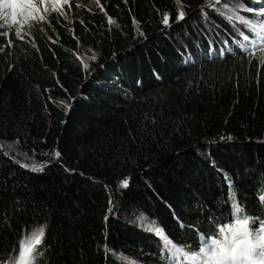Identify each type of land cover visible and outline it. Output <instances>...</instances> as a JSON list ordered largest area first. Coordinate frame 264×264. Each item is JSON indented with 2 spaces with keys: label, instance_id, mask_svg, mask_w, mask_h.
Returning <instances> with one entry per match:
<instances>
[{
  "label": "trees",
  "instance_id": "16d2710c",
  "mask_svg": "<svg viewBox=\"0 0 264 264\" xmlns=\"http://www.w3.org/2000/svg\"><path fill=\"white\" fill-rule=\"evenodd\" d=\"M209 1L100 0L70 33L49 14L0 36V264L41 226L34 264H166L137 217L196 249L228 219L229 185L264 217V50L229 18L264 17Z\"/></svg>",
  "mask_w": 264,
  "mask_h": 264
},
{
  "label": "snow or ice",
  "instance_id": "6c2138e0",
  "mask_svg": "<svg viewBox=\"0 0 264 264\" xmlns=\"http://www.w3.org/2000/svg\"><path fill=\"white\" fill-rule=\"evenodd\" d=\"M99 4V0H95ZM126 2V0H125ZM218 0H213V4ZM45 3V11H48V0H42ZM68 0H51L52 10L60 11ZM71 7V4L68 3ZM212 6V5H209ZM101 10H103L101 6ZM252 11L251 9H244ZM39 8L33 0H0V36H4L7 45L10 46L12 41L9 39L10 33L14 31L15 35L21 37V31L24 23L30 20H44L43 15H37ZM260 15H264L261 12ZM182 10L178 12L177 19H183ZM238 23L245 25L249 35H242L241 40L244 42L243 47L248 51V44H254L255 39L260 41L261 49L264 50V21L253 23L245 17L234 14L229 17ZM170 17L164 15L163 23L169 24ZM109 24L114 21L109 17ZM83 23V21H81ZM55 43V41H53ZM91 59H95L92 56ZM264 65V57L260 59ZM85 69L88 67L84 64ZM54 155L58 158L59 152ZM23 167H29L25 164ZM43 165H32L31 170H42ZM127 179L121 181L122 187H127ZM264 202V195L260 197ZM229 213L228 219L224 222L216 221L209 228L207 233H201L197 230L198 247L192 249L191 245H178L173 242L160 227L153 222L145 221L148 224V230L161 241L166 264H264V217H253L245 212L244 208L236 201L235 194L229 185ZM255 225V227H253ZM44 228L34 230L30 235L21 241L20 253L18 259L13 264H34L37 253L36 249L43 241ZM36 254V255H34Z\"/></svg>",
  "mask_w": 264,
  "mask_h": 264
},
{
  "label": "rangeland",
  "instance_id": "374dc122",
  "mask_svg": "<svg viewBox=\"0 0 264 264\" xmlns=\"http://www.w3.org/2000/svg\"><path fill=\"white\" fill-rule=\"evenodd\" d=\"M33 2L39 8V13L37 15H43L45 17V19L47 18V16L49 14H54L56 17H59V18L61 17L62 21H63L62 26L65 29V31L68 30L69 33L71 32L70 22H74L77 19L80 20L82 13L95 12V11H97V10H99L101 8L100 0H99V4H97L95 2V0H68V3L71 4V7L68 6V3H65L63 8H61V10H60V11L64 12L65 15H60V12L52 10L51 0H48V9H49L48 11H45V3H42V0H33ZM228 3H229V1L218 0L217 3L213 4V0H211V1H209L207 3L206 7L209 8V7H212V6H216L217 10L219 12H223L224 14H225L226 11H232V10L240 9V8H235V7H229V6H227ZM237 3L243 9H251L253 12H258V13L262 12V9H260V8H257L255 10L254 8L245 7L244 5L239 3L238 1H237ZM209 5H212V6H209ZM184 18H185V15H184ZM0 23H2V21H0ZM42 24H43V20H39V19L30 20L28 23H24L23 26H25V28L24 27L23 28H24V31H25V37H28V36L30 37L32 35L29 32V28H31V27L40 28V27H42ZM75 55L77 56V54H75ZM92 56H95V59H91ZM257 56H260V55H257ZM262 57H264V54H263V56L258 58V63H260V59ZM96 59H97L96 53H94L93 51H89V52L85 53V49H82L81 50V55L77 56V60L79 61L81 67L83 68V70H84V72L86 74L89 73L90 71H92L91 66L95 62ZM84 64L88 65V67L86 69L84 67ZM137 219H138L137 222H139L140 225H143L144 227H147V229H148V224L145 222L147 220V218H146V216L144 214L143 215L142 214L139 215L137 217ZM133 221H134V219L132 218L130 222L133 223ZM24 238H22V240ZM21 241L18 243L17 248L16 249L14 248L13 251H12L14 253L11 254V255H13L15 257V259H18V256H19L20 247H21ZM38 247L39 246H37V248Z\"/></svg>",
  "mask_w": 264,
  "mask_h": 264
}]
</instances>
